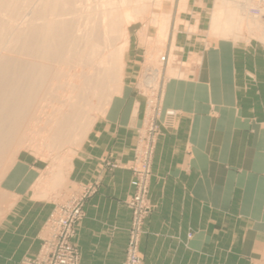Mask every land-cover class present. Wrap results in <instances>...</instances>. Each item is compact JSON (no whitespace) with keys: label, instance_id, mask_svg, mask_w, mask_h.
<instances>
[{"label":"crops","instance_id":"crops-1","mask_svg":"<svg viewBox=\"0 0 264 264\" xmlns=\"http://www.w3.org/2000/svg\"><path fill=\"white\" fill-rule=\"evenodd\" d=\"M213 2L175 0L158 46L155 27L132 32L121 95L93 124L67 174L72 186L100 185L76 229L80 264L125 261L132 173L108 171L104 160L126 165L134 158L145 114L136 82L150 47L152 58L159 51L176 58L168 62L173 76L152 166L145 264H264V57L256 45L210 37ZM31 160H18L1 183L0 264L36 257L55 209L32 189L42 166Z\"/></svg>","mask_w":264,"mask_h":264},{"label":"rangeland","instance_id":"rangeland-1","mask_svg":"<svg viewBox=\"0 0 264 264\" xmlns=\"http://www.w3.org/2000/svg\"><path fill=\"white\" fill-rule=\"evenodd\" d=\"M18 1V4H16L17 8L15 9L18 15L22 16H19V18L17 17L18 22L16 21L15 26L17 27V33H11L8 30L0 29V54L15 60H19L23 57L24 42L22 43V41L26 40V37L29 35V25L32 23L31 21L34 20V16L38 11L37 9H39L37 7L38 2L41 3L40 0ZM25 1L28 3H24ZM134 1L129 5L131 10H128L129 17L124 18L126 14L124 17L123 15L119 17L120 20H122L121 18L123 17L124 21L121 28L122 32L120 31L119 34L116 33L113 39L111 38L112 41L109 45L110 47L104 50V54L109 52L108 54L113 53L114 55H104L107 62L103 61L101 65L93 63L89 56H84L79 59L77 55H75V62L72 64L70 62L69 64H65L64 67L59 64L57 69L62 70V75L58 79L52 78L44 93H35L31 96L33 101L32 104L21 109L22 118L20 119L17 138L13 141L8 139L9 141L6 142V148L1 152L0 214L7 210V207L3 205L6 198L1 192V183L5 176L12 170L15 163L21 159H32V162L35 163V161H37V163L42 166V168H40L42 172L40 173L41 176L32 185V189L35 193L42 194V199H44L47 204L54 205V201L56 202L55 209L45 225L43 231L44 237L42 240L43 244L39 253L36 257H25L22 260V264H45L41 252L48 240L52 217L61 207L67 205L68 202L76 198L83 199V215L82 219L74 227V235L70 242L78 252V264H80V251L74 243L76 229L86 216L85 209L87 201L98 192L100 185L99 182L79 186L70 185L67 181V174L71 160L83 140L87 137L93 124L106 114L114 99L121 95L124 59L128 51V44L130 39H132V32L139 27H155L158 30V37L153 42L152 46L160 45V43L166 38V30H168L170 25V15L175 0H143V2H141L142 0H138V3L137 0ZM213 1V7L209 16L211 26L209 33L210 37L217 41L227 42L230 45L240 44L247 47L256 45V48H259V55L263 58L264 0H232V4H230L231 0ZM219 2H223V14L225 16L230 12L241 13V21L238 22V24L237 22L232 23V21L230 22L231 25L226 22L227 18L225 16L222 19V21L225 20V22L220 21V18L216 21L217 6ZM32 3L36 6L33 7L34 5ZM22 4L26 5L28 9H25V6ZM184 5L185 3H183V6ZM19 7H21V9ZM237 8H239V11ZM168 10L171 12L168 13ZM235 10L237 11L235 12ZM83 13L85 15H83ZM83 13H80L75 17V19L81 17L80 21L82 22V25L85 16H87L86 12L83 11ZM0 14V21H9L11 16L6 15L5 13ZM30 19L32 20L29 21ZM22 22H25V24ZM142 36H146L145 33H143ZM151 50L152 47H150V50L148 51L147 60L142 66L136 82V90L138 94L145 99V114L144 126L138 132V141L134 149V158L126 165L118 162L111 163L104 160L105 169L108 171L127 169L132 173L131 187L133 189V194L126 202L132 212V224L129 230V239L123 264H128L129 261V248L137 216L141 217L140 219L142 222L139 229L140 232L137 247L139 262L137 264H145L142 242L147 234V221L155 211V206L150 201V187L153 176L152 166L157 144L161 136L160 119L162 117L163 93L168 79L173 76L169 69L167 71V67H169V63L170 66H172L176 58L173 56V51L170 53V58H168V55H165L166 52L163 51H159V53H157L158 56L152 58ZM115 53H117V56L119 54L121 57L115 59L117 57L115 56ZM112 55L115 57L111 58ZM164 57L166 60L165 62H162V58ZM96 81L98 84H96ZM147 86H156L155 91H152ZM89 90H91V92ZM150 101L153 102L152 110L157 124V135L153 145H147V142L143 143V140L148 136L146 127L147 112ZM168 114L172 115L174 113L170 112ZM71 117L74 118L75 125L68 136L65 137V134L58 131V126L64 118ZM146 157L149 158V163L146 164V166L148 165L147 168L144 167ZM22 174L24 176H29L28 171H23ZM140 195L143 196L142 202L137 203L136 199ZM191 235L192 234L190 233L189 237H191ZM48 261L50 262V260Z\"/></svg>","mask_w":264,"mask_h":264},{"label":"bare ground","instance_id":"bare-ground-1","mask_svg":"<svg viewBox=\"0 0 264 264\" xmlns=\"http://www.w3.org/2000/svg\"><path fill=\"white\" fill-rule=\"evenodd\" d=\"M40 1L41 3L38 2L37 7L39 9H37L38 11L34 16V20H29L32 22L29 25V35L26 37V40L22 41V43L24 42L23 57L15 60L0 54V160L2 156L1 152L6 148V142L9 140L13 141L18 136L20 119L22 118L21 109L32 104L31 96L33 94L44 93L52 78L58 79L62 75V70L57 69L59 64L63 65V67L70 62L72 64L75 62V55L79 59L89 56L93 63L99 65L103 61H106L104 55H107L109 52L104 54V50L110 47L109 45L113 37L122 30L123 17L125 14L124 18L129 17V5L134 0ZM18 2V0H0V13L11 16L9 21H0V29L8 30L11 33L17 31V27H15L17 17L22 16L18 15L15 9ZM223 2H219L217 6L216 21L219 18L222 21L225 16L223 14ZM24 3L28 2L25 1ZM34 3L32 4L34 5ZM230 4H232V0ZM22 5L25 6V9H28L26 5ZM19 8L21 9V7ZM83 11L86 12L87 16H85L84 20L82 19L84 21L82 25L80 21L81 17H77L76 19L75 17L83 13ZM240 14L234 12L227 13L225 16L227 18L226 22L231 24L230 22L233 21L232 23L237 22L238 24L242 19ZM83 15L85 14L83 13ZM122 15V20H120L119 17ZM223 21L225 22V20ZM116 54L115 56H117ZM113 55L111 58L115 57ZM117 57L115 59H119L121 56L118 54ZM97 81L96 84H98ZM89 91L91 92V90ZM74 125V118H64L58 126V131L67 137Z\"/></svg>","mask_w":264,"mask_h":264},{"label":"built area","instance_id":"built-area-1","mask_svg":"<svg viewBox=\"0 0 264 264\" xmlns=\"http://www.w3.org/2000/svg\"><path fill=\"white\" fill-rule=\"evenodd\" d=\"M165 57L162 58V62H165ZM152 91H155V87L147 86ZM153 102L150 101L147 112V137L143 140V143L147 142V145H153L157 135L156 118L153 114ZM149 158H145L144 167L147 168ZM143 196H139L136 199L137 203H141ZM82 207L83 199L76 198L67 203V205L61 207L56 214L52 217L50 222V233L48 240L45 243L41 256L45 264H78V252L73 245H71V239L74 235L75 225L82 219ZM141 217L137 216L133 229L132 241L129 250L128 264H137L139 262V256L137 254L138 239L141 225ZM50 260V262L48 261Z\"/></svg>","mask_w":264,"mask_h":264}]
</instances>
